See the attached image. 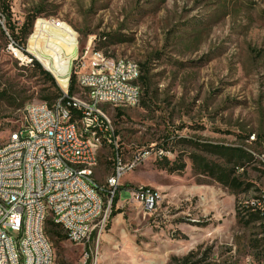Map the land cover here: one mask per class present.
Wrapping results in <instances>:
<instances>
[{"label": "rangeland", "instance_id": "rangeland-1", "mask_svg": "<svg viewBox=\"0 0 264 264\" xmlns=\"http://www.w3.org/2000/svg\"><path fill=\"white\" fill-rule=\"evenodd\" d=\"M7 5L19 26L29 13L42 12L27 53L63 92L67 79H58L54 68L69 74L75 39L86 58L102 51L147 64L150 98L143 94L134 108L104 107L117 129L120 156L129 163L143 150L166 148L170 163L186 166L175 173L160 169L157 160L167 156L155 154L124 178L116 204L105 196L109 219L99 264H264L263 230L238 218L257 200L264 207V0H0V24ZM11 44L0 30V146L22 126L25 106L46 103L47 86L28 69L32 60ZM103 145L96 181L110 189L115 145ZM198 145L252 153L237 175L251 189L235 193L197 175L194 154L227 166L220 153ZM132 187L159 191L158 211L132 203L126 191ZM49 241L55 264H83L82 247Z\"/></svg>", "mask_w": 264, "mask_h": 264}, {"label": "built area", "instance_id": "built-area-1", "mask_svg": "<svg viewBox=\"0 0 264 264\" xmlns=\"http://www.w3.org/2000/svg\"><path fill=\"white\" fill-rule=\"evenodd\" d=\"M67 56L69 74H62V66L54 68L58 79H67L63 98L51 107L47 103L25 106L32 113L31 123H22L9 136L11 147L0 151V202L14 200V207L0 209V264H19V254H26L28 264H49V253L54 250L42 240L44 200H52L68 241L83 248V264H99L100 242L109 219V213H104L105 196H112V203L121 198L123 180L134 172L137 161H148L155 154L170 157L164 148L143 150L129 163L120 156L117 129L104 107H119L120 102H129V107L140 104L143 91L138 64L115 62L102 51L86 58V49L81 54L78 51L77 39ZM73 72L80 92L70 97ZM75 114L88 122L90 135H100V127H107L113 138L116 158L110 189H101L93 171L81 170V161L94 160L93 143L79 137L75 124L60 129L62 119ZM69 160H78L79 168H69ZM129 194H137V202L132 203L141 204L150 214L163 203L161 193L153 188H132ZM19 225H27L26 244H19Z\"/></svg>", "mask_w": 264, "mask_h": 264}, {"label": "trees", "instance_id": "trees-1", "mask_svg": "<svg viewBox=\"0 0 264 264\" xmlns=\"http://www.w3.org/2000/svg\"><path fill=\"white\" fill-rule=\"evenodd\" d=\"M1 13V19L4 21V24H0L2 35L8 42L10 41L23 54L30 57L32 62L28 69H32V71L36 73L35 76L42 79L44 81V85L47 86V88L44 90L46 96L43 98V101H45L50 107L53 106L55 102L63 98L64 92L60 88L53 74L47 71L38 60L27 53L28 40L32 36L36 21L39 19L42 12L38 11L29 13L26 16L24 23L20 26L14 21L12 9L9 5L3 6ZM140 68L141 77L138 83L143 91L144 97H147L148 99L151 96L150 69L148 68L147 64L141 65ZM79 92L80 89L78 86L77 74L73 72L69 82V96H75L79 94ZM143 106L148 108L146 104H143ZM20 108L21 106L17 107V109ZM118 116H122V114L119 112ZM79 117V114H75L74 120L79 119ZM181 142L187 143L185 140ZM105 146L111 147L109 145ZM198 147L205 150H214L216 153H220L219 155L225 160L227 166H218L216 164H212V162L202 157L200 154H194L191 156V160L193 164V170L197 175H203L214 179L216 182L226 188L231 189L235 193L240 191L248 192L251 189V186H245L244 183L240 182L237 175L241 169L246 167L247 163L249 164L252 162L254 159L252 153L243 148H229L225 146L212 145H198ZM164 149L167 150L166 148ZM157 161L162 162L159 165L160 169L169 171L171 173L182 172L186 168L185 165L179 166L178 160L175 163H170L168 158ZM118 200L119 198L116 197L113 200V204H116ZM115 215L116 214H114V216ZM238 218L241 223H245L247 226L258 224L264 233V207H262L259 200H257L255 204L250 203L247 206L242 207L239 211ZM51 221L52 220H49V223L47 222L46 224L47 236L52 239L57 238L59 240H68L62 228Z\"/></svg>", "mask_w": 264, "mask_h": 264}, {"label": "bare ground", "instance_id": "bare-ground-1", "mask_svg": "<svg viewBox=\"0 0 264 264\" xmlns=\"http://www.w3.org/2000/svg\"><path fill=\"white\" fill-rule=\"evenodd\" d=\"M115 62H132L133 64H137L134 61L124 60V59L115 60ZM120 106L129 107V102H120ZM22 115H23L22 123L30 124L32 121V113L28 109V107H26L23 110ZM74 124L76 130H79V137L83 138V140H86V143H93V146H95L94 160L81 161V170L83 172L93 171V173H95L96 169L98 168L99 151L102 147V144L106 142L108 144L115 145L113 138L110 137V135L108 134L107 127H100V135H90V131L88 130V122L84 121V117H79V119L74 120V115H68L67 117L63 118L62 121L60 122V129H71L74 127ZM7 147H11V140H8L6 144L0 146V151L6 149ZM156 155L159 156L160 158L162 157L164 158L167 156V154H156ZM145 161L146 160L137 161L134 164V170L138 168ZM69 168H79V161L69 160ZM112 183H113V176H111V178L109 179L108 185L111 187ZM101 189L103 188L101 187ZM131 200L137 201V194H131ZM7 207H14V200H6V202H0V209H7ZM43 209H44V214L42 216V224L44 225L45 229H42V240L44 242V245L47 246L49 250H54L46 233V224L49 220H52L53 223L60 226V220H56V213L52 200H44ZM108 210L109 209L107 208L105 202L104 213H108ZM26 233H27V225H19V244H26L27 241ZM19 264H28V259H26V254H19ZM49 264H55L54 251L49 253Z\"/></svg>", "mask_w": 264, "mask_h": 264}, {"label": "crops", "instance_id": "crops-1", "mask_svg": "<svg viewBox=\"0 0 264 264\" xmlns=\"http://www.w3.org/2000/svg\"><path fill=\"white\" fill-rule=\"evenodd\" d=\"M104 147V146H103ZM103 147L101 148V149H103ZM107 147V146H106ZM99 164H100V157H99ZM115 166H113V169H112V171H111V173H110V175H109V177H108V179H107V182H108V180H109V178L113 175V173H114V168ZM98 169H99V166H98V168L96 169V171H95V178H96V176L99 178V179H101V176L98 174L97 175V171H98ZM124 185V184H123ZM131 188H129L128 190H126V191H128L129 192V190H130ZM122 192V191H121Z\"/></svg>", "mask_w": 264, "mask_h": 264}, {"label": "water", "instance_id": "water-1", "mask_svg": "<svg viewBox=\"0 0 264 264\" xmlns=\"http://www.w3.org/2000/svg\"><path fill=\"white\" fill-rule=\"evenodd\" d=\"M40 63H42V62H40ZM43 65V64H42ZM44 66V65H43ZM44 68H45V66H44ZM46 69V68H45ZM47 71H49L48 69H46Z\"/></svg>", "mask_w": 264, "mask_h": 264}]
</instances>
